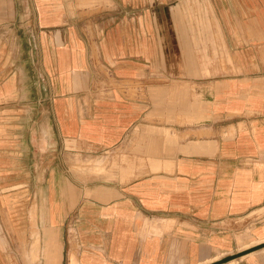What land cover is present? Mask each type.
<instances>
[{"label":"crops","instance_id":"0c3cea01","mask_svg":"<svg viewBox=\"0 0 264 264\" xmlns=\"http://www.w3.org/2000/svg\"><path fill=\"white\" fill-rule=\"evenodd\" d=\"M142 2L0 0V264H264V0L176 3L150 85L147 38L100 20ZM70 142L108 173L70 177Z\"/></svg>","mask_w":264,"mask_h":264},{"label":"rangeland","instance_id":"374dc122","mask_svg":"<svg viewBox=\"0 0 264 264\" xmlns=\"http://www.w3.org/2000/svg\"><path fill=\"white\" fill-rule=\"evenodd\" d=\"M143 1L138 6H131V7H124V8H117L115 14H111L110 17L113 15L114 18H109L106 16H101L100 20L103 18L106 21H110L108 26H106V31H112L114 34V30H116L117 33L121 34V37L124 38V34H126L128 37L140 40L144 37L147 38V44L149 49V58L150 63L152 64L149 66V75L145 77L144 79L148 80L149 85L150 84H156L158 82V69H161L165 66L167 67V58L166 61H164V55L162 54L161 46L163 47V40L161 38L163 30L169 29V25L173 26V24L167 23V19L175 18L177 22V27H183L185 24H180L182 20H188L187 16L184 15L187 12V9H181L177 8L175 10V16L173 15V7L177 4H180L182 1L186 0H138ZM188 1V0H187ZM196 2L195 5H197V9H192L193 11H196L197 16H205L204 12L205 10L209 12L211 10L209 7L205 8L200 7L199 1L202 0H193ZM165 8V11H164ZM164 11V12H163ZM184 15V18H183ZM200 20V18L198 19ZM180 21V22H179ZM204 21V20H203ZM179 25V26H178ZM104 23H100V27L102 28ZM187 27V25H185ZM201 26V24L197 25ZM203 26V24H202ZM217 27L219 25H216ZM79 27L81 29L84 28V23L79 24ZM93 24H91L90 31L93 32L94 29ZM192 28L195 30V26L192 24ZM12 29V28H11ZM40 30L41 27L39 24H30V25H21V33H20V39L18 42H16L17 46H21L22 48L26 47H32L34 40H29L32 37H35L36 46H40ZM220 31V28H218ZM170 31V29H169ZM215 44L218 45V48L220 47L219 43L222 41L216 40L214 41ZM169 43V41H168ZM4 47L8 46V41L6 40L4 43ZM225 51L222 53L224 54ZM221 56V55H220ZM224 57V55L222 56ZM222 57L220 59H222ZM147 58V57H146ZM144 57H134L132 58L136 63H146L144 60L146 59ZM224 60V59H223ZM165 62V63H164ZM111 72H108L106 75V78L109 79L111 76ZM115 84L111 83H105L104 87L101 88V93L99 94L98 88L90 87L89 91L83 92L81 91L79 93L80 102L84 106L86 113L92 114L93 112V101L97 98H103L106 100L113 99V93H110L111 89H114ZM140 89V88H139ZM139 89H133L132 96L136 97L137 94H139ZM151 87L149 88V97L152 99L151 94ZM135 99V98H133ZM150 108H152V104L150 105ZM167 113V109L165 110ZM168 132V131H167ZM169 133V132H168ZM70 149H74V151H70L69 157H68V167H67V173L70 177L73 178H79L81 176L90 177L93 175H104L108 173L109 168V152H101V153H93L86 151L84 153H79L81 151H76L77 144L70 142L69 144ZM98 160H104V170L102 172L99 171H93V167L96 164ZM37 238L36 242L37 245L39 244V232H37Z\"/></svg>","mask_w":264,"mask_h":264},{"label":"water","instance_id":"95a60500","mask_svg":"<svg viewBox=\"0 0 264 264\" xmlns=\"http://www.w3.org/2000/svg\"><path fill=\"white\" fill-rule=\"evenodd\" d=\"M240 256H242V255H233V256L227 257V258L223 259L222 261H220L218 264H226L232 260H235L236 258H238Z\"/></svg>","mask_w":264,"mask_h":264},{"label":"bare ground","instance_id":"6f19581e","mask_svg":"<svg viewBox=\"0 0 264 264\" xmlns=\"http://www.w3.org/2000/svg\"><path fill=\"white\" fill-rule=\"evenodd\" d=\"M217 260H218V259H217ZM232 262L235 263L234 261H231L230 263L233 264ZM210 263H211V262H210ZM230 263H228V264H230Z\"/></svg>","mask_w":264,"mask_h":264}]
</instances>
